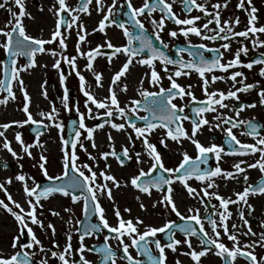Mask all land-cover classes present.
I'll list each match as a JSON object with an SVG mask.
<instances>
[{
	"label": "snow or ice",
	"instance_id": "obj_1",
	"mask_svg": "<svg viewBox=\"0 0 264 264\" xmlns=\"http://www.w3.org/2000/svg\"><path fill=\"white\" fill-rule=\"evenodd\" d=\"M177 0H143L142 4L137 7L134 6L132 0H123V7L118 5L117 0H112V3L107 6L103 4V0H95V10L102 12V18L98 21V27L93 28L92 31H99L105 33L106 28L115 25L122 30V34L126 39V43L120 46L113 45L110 41H106L105 45L109 49H113L111 54H105L100 51L101 45L90 49L87 52L81 51V42L86 41L88 33L85 30V25L80 21V14L90 15V5L93 0H78L77 7H71L67 4L66 0H55V3L48 9L57 18L55 22V30L51 33L49 39L34 38L26 34V30L22 24V17L29 15L26 13L23 0H12L18 11H13L12 7H7V11L11 17L4 28H0V36L4 37L3 42H0V49H3L6 56L10 58L11 68L5 65L3 69L4 78L0 79V91L7 92V96L0 99V104H6L9 99H15L13 92V81L15 80L19 86L20 91L24 96V105L22 111L25 113L26 119L22 121H11L9 123L0 124V147L7 150L11 156L19 161L22 157L12 147L10 141L5 136V131L12 125L22 127L25 124L36 125L32 131L36 134L35 141L32 144H27L21 137L20 132L15 133V141L20 145L21 152L32 156L31 148H42L43 144L39 137L41 135L40 129H48L55 127L58 131H63V124L58 121V109L55 105L52 106L51 111L48 113L41 112L39 115L41 120L34 119L29 111L30 97L25 90L24 82L20 78V72L26 71L36 64L35 56L37 53L49 52L53 57L60 55V51L66 49V35H62L61 26L71 28L73 25L77 28V42L76 51L79 55L87 58L85 68L93 71L97 86L102 87V74L95 72L93 68V61L97 56L107 55L109 64H111L113 57L121 54L125 57V61L118 71L111 77V83L108 89V95L103 99H97L92 91L85 87V77L76 70V57L61 56L53 63V67L59 69L61 59L67 63L80 81V91L86 97L84 106L87 109L88 119H100L105 117L103 123H97L93 127H88L85 124V113H81L79 107H76V112L79 116L78 121H72L75 125L78 123V128L74 129V138L71 140L61 139V165L62 171L60 175L50 176L46 164L48 162L47 156L43 153L39 155L38 166L45 177L51 182L48 185L41 187L36 184L32 177H26L24 174H16L14 179L21 182L23 193L25 196V203L28 209L18 202L13 200L11 194L8 193L6 185L13 182V177H8L3 183H0V191H3L9 203H5L0 199V208H3L9 213L16 221L18 226V235L13 236L11 241V248L14 250L11 255L5 256L0 253V264H48L47 254L50 253L52 258H55L60 264H74L68 259L72 254V232H73V216L71 215L72 209L65 208L64 211L69 213V218L65 223L69 226L66 234L67 243L63 251L53 250L59 249V245L55 244L53 240L52 248H45L41 240L37 238L30 225L38 226L42 231L45 230V225L41 219L38 218L37 209L43 208L42 200H47L50 196L60 194L63 197L69 198L72 204L81 203V211L85 219L90 216H95L98 223H85L81 219H75V232L78 234L80 242L79 250L81 253L84 251L96 252L100 256V264H117V251L114 250L107 241L115 239L118 241L119 250L123 252V256L119 257L127 261V264H166L165 250L169 249L173 253L177 252L178 246L185 245L187 251L182 252V255L188 256L194 264H202V257L208 254H214L219 257L223 264H236L237 259H243L247 264H264V255L258 256L256 249L264 250V230L256 232L253 230L251 223L245 215L251 216L254 211L253 205L249 203L250 196L264 195V179L258 180L255 184L248 183L249 177L247 169H258L261 174H264V135H261V126L254 122V120H242L240 114L245 108H255L256 103L240 104L239 106L229 105L225 103L226 100H238L237 93L249 92L257 87L256 84L245 83L246 77L242 71H231L240 67L252 69L254 65H261L259 68V75L264 77V52L258 54V57L252 59L250 62L244 63L241 60V54L247 55L249 49L240 42V47L235 51L233 57L228 61H223L224 52L231 50V42L238 38L250 39L253 48L264 47V40H261L258 33L264 34V25L257 26L258 17L256 15L257 8L253 6L252 0H238L236 8L243 10L247 14V26L244 30L236 31V25L240 23L239 16H230L227 19L222 18V11L227 9L230 0H220L212 2V0H179L181 9L185 13L184 18L173 11V4ZM9 0L0 2V9L8 5ZM119 8V15L126 17L127 20L117 19V13L114 9ZM42 10V9H41ZM193 10L201 13L202 15H190ZM159 12V18H155L153 13ZM64 13L70 17L71 23L63 18ZM143 18V19H141ZM152 27V32L149 34L148 29L145 27L144 21ZM203 20L202 24L198 21ZM79 21V23H78ZM166 21H171L177 26L176 29L170 30L168 35L172 38L183 36L188 45L187 48H177V56L180 53L187 52L191 57L189 60L183 58L173 59L164 49L168 48V43L165 42L161 33L165 30ZM190 36H196L201 41H223L218 47H209L205 43L193 44L189 39ZM158 41L162 47H157L153 42ZM58 40L57 49H46V44H51ZM175 47V46H173ZM221 49L224 51L222 52ZM205 52L212 55L205 56ZM25 57L27 63L17 67V58ZM159 62L162 70L167 75L169 86H162L163 77L156 69V64ZM133 63L144 66L148 69L144 76L139 80V87L137 94L140 99L132 98L124 107H121L118 99L117 91L112 86L119 88L121 92L128 91V85L125 83L122 87L119 81L122 77H126L130 65ZM0 64H5L0 61ZM169 65L172 68H169ZM216 71L229 73L227 76H217ZM196 73L201 81V90L205 96L204 100H198L192 91V85L182 86L177 82L180 77H189L192 73ZM208 74H211L210 76ZM240 77L241 79H237ZM147 79L148 83L158 88V91H149L144 88V80ZM66 76L61 72L60 83L64 84ZM222 80L225 82L231 81L232 87L224 92L222 90L209 91L211 84L216 81ZM46 83V82H45ZM240 84V87H235ZM43 88L44 85L42 84ZM47 98L46 90L42 93ZM188 98L187 105H178L174 101L179 99L181 101ZM61 103L65 110H70L69 106V93L67 88L64 89V95L60 98ZM258 103L264 106V88L258 91ZM90 105H94L97 110L103 109L102 113L97 112L93 115V110ZM198 105V106H193ZM190 107L191 115L185 114V107ZM228 108L229 111L234 113V116H228L219 113L218 109ZM143 111L144 115H139ZM216 113L209 121L205 113ZM114 115L121 118L124 122L115 123L111 117ZM49 123L45 124L44 120ZM190 120L191 133L185 130L183 121ZM136 121H142L143 125L138 126ZM214 122V123H213ZM105 124L110 125L112 129L117 132H126L128 128L132 129L135 134V139H139L143 145L146 155L150 158V167L147 171L144 168H139L137 174L131 175L126 184L117 180L108 169L111 165L108 163L109 157L114 158L121 167L126 166V161H131L133 155L130 154V149L127 146H121V150L117 152L112 145L113 137L108 135L109 147L111 151H104L99 153V158L93 156L88 152L84 143L81 141L83 130L87 133L84 139L91 142L92 148L97 145L94 140V132L101 129ZM205 125L209 126V130L213 127L220 129L227 139L225 144L227 150L223 145L212 143L204 146L200 143L196 136L201 128ZM227 126V127H225ZM164 129V134L160 139V144L165 145V141L170 139L177 144L182 140L187 139L194 145L197 155L190 156L186 151L182 152V159L179 164L174 167H166L160 152L157 150L155 144L150 142V135L157 128ZM243 128L241 135L250 136L255 143H243L233 132V129ZM130 143L134 142L131 134L127 136ZM77 147L84 151L88 159L99 163V160L104 161V168L99 172L95 171L88 163L79 164V156L77 154ZM259 153V158L254 162L246 160H238L232 165L231 171H226L219 166V161L222 155H239V156H255ZM209 154H213L217 164L214 168L207 167L209 163ZM135 162L137 165L143 163L141 152H135ZM205 165L206 167H201ZM243 165V166H242ZM7 167V165H4ZM22 167V165H21ZM87 172V174H86ZM242 175L245 187L242 191L235 192V199L231 197H224L218 191H209L210 189H217L218 185L215 183L216 177L227 179H238ZM32 180L33 186H28V181ZM195 180L200 182L203 187L197 191L192 187L189 181ZM102 181V182H98ZM179 183L186 189L187 194L191 198H199L200 203L205 205V215L201 217L200 209L188 208L189 215H184L179 210L173 198L174 188L173 185ZM121 186H131L139 193L145 194L149 197L152 191L155 190L160 193L159 199L154 201L152 207L157 205L164 208L169 213H174L182 223H177L168 220L162 226L144 225V230H140V225L143 221L137 217L135 220H125L121 216L119 208L115 205L112 190L120 188ZM202 197L215 199L218 201L217 205H213V211L209 214L208 205ZM106 197L109 201H113V210L116 217V225H110L105 215V209L100 203V197ZM140 199L139 196L136 197ZM11 205V206H10ZM229 205H236L237 222H232L229 226L228 221L232 219L233 213ZM141 209L145 208L143 203L140 204ZM18 209V211L14 210ZM52 215L58 216L59 212L53 209L49 210ZM125 212L130 209L125 208ZM206 220L209 230L205 229L203 221ZM194 222V223H193ZM199 226L198 228L196 226ZM82 226V227H81ZM261 229H264V220L259 222ZM47 229L51 230L53 237L55 236V227L51 222L48 223ZM179 231L184 237L183 240L175 238V231ZM26 234L28 237L27 243L22 241V237ZM107 230L114 236H104V243L99 247L86 248L84 240L86 237L94 236L98 232ZM166 234V242L162 244L161 239L157 238V234ZM196 237L199 241L200 250L193 247L191 238ZM243 237V241L241 240ZM224 238L230 242V246L223 242ZM125 239L129 242L126 243ZM35 247L36 251H32ZM155 248L156 252L152 251ZM130 249H135L137 256L134 257ZM38 253L45 255L41 259L34 260ZM143 257V259L139 258ZM80 264H91L83 254L79 257ZM176 264H181L179 260Z\"/></svg>",
	"mask_w": 264,
	"mask_h": 264
},
{
	"label": "flooded vegetation",
	"instance_id": "obj_2",
	"mask_svg": "<svg viewBox=\"0 0 264 264\" xmlns=\"http://www.w3.org/2000/svg\"><path fill=\"white\" fill-rule=\"evenodd\" d=\"M0 2H3V0H0ZM66 2L71 7L78 6V0H66ZM142 2L143 0H132L133 5L137 7H139L142 4ZM198 2H203V0H198ZM212 2H216V0H212ZM220 2L222 3L223 0H220ZM237 2L238 0H230V3L227 9L222 11V18L227 19L230 16H239L240 23L236 25L235 30L241 31V30H244L245 27L247 26V14L243 10L236 8ZM23 3L25 5L26 13L30 14V16L25 15L24 17L21 18L22 24L26 30V34L34 38H43L45 40L49 39L51 36V33L55 30V22L57 18L53 15L52 12H49L48 9L52 7V5L55 3V0H23ZM111 3H112V0H103L105 10L107 9V6L110 5ZM117 3L118 5L123 7V0H117ZM252 4L258 10L256 13L258 17L257 26L264 25V0H252ZM7 7H12L13 11H18L14 3H12V0H9L8 5H6L5 8L0 9V28H4L6 22L9 19H11L8 11L6 10ZM173 11L176 12L180 18H184L185 13L181 9L179 0H177V2L173 4ZM114 12L117 13L118 20L120 19H123L125 21L127 20L126 17H122L121 15L118 14L119 8L114 9ZM90 13H91L90 15L80 14V21L83 22V24L85 25V30L88 33V35H86L87 42L86 43L81 42L82 52H87L90 49L95 48L97 45H101L102 47L100 51L102 53L111 54L113 49H109L106 46H104L106 41H110L115 46H120L126 43V39L122 34V30L117 28L115 25H112L106 28L105 30L106 35L105 33H101L99 31H96V32L92 31L93 28L98 27V21L102 18V15H103L102 12H97L95 10V0H93L92 5H90ZM62 15L64 19L68 20L69 23H71L70 17H68L67 13H64ZM190 15H202V14L197 12L196 10H193V12ZM153 16L155 18H159L160 13L155 12L153 13ZM203 22L204 21L201 20V21H198L197 23L202 24ZM144 23H145V27L148 29L149 34H151L152 32L151 25L147 22V20H145ZM176 28L177 26L173 24L171 21H166L165 30L161 33L162 39L168 43V48L164 49V51L166 52V54H168L173 59L183 58L184 60H189L191 59V57L188 55L187 52L180 53L179 56H177V52H176L177 48H181V47L187 48L188 47L185 41V38L179 35L176 38H172L168 35V32L170 30H174ZM71 29L72 27L67 28V30H65V26L62 25L61 26L62 35L67 36V33L71 32ZM76 31H77V28H76ZM257 35L259 36L261 40H264V34L258 33ZM74 38H76V42H77V39H78L77 33ZM74 38H71V39L75 41ZM189 39L191 40L193 44H199L203 42L209 47H218L221 43H224L223 41H216V42L201 41L196 36H190ZM3 40H4V37L0 36V42H3ZM58 40L59 38L57 39V41H54L51 44H46L44 47L46 49H57ZM241 41L243 42L244 46H246L249 49L247 55H244L243 53L241 54V60L244 63L250 62L252 59L257 58L259 53L264 52V47H258L254 49L250 39H244L243 37H238L231 42V50L224 52V56H223L224 62L228 61L229 59L233 57V54L235 53V51L240 47ZM153 42L156 44L157 47H162L158 41H155L154 37H153ZM66 45H67V39H66ZM66 50H67V47L66 49L61 50L60 55L57 57H53L49 52L37 53L35 56L36 64L34 67H30V68H54L52 66L53 63L55 62L57 58H60L61 56H63L64 53H66ZM221 51L223 52L224 50L221 49ZM204 54L205 56L212 55L208 52H205ZM78 56L79 57L76 60V65L80 66L79 64L80 60L84 56H81L79 54ZM0 61L5 62V64H0V79H2L4 78L3 69L5 65L11 68L10 58L6 56L3 49H0ZM124 61H125V57L121 54H117L115 57H113L111 64H109L108 62L107 55H100L95 58V60L93 61V68L95 72H99L102 74V80H101L102 87L97 86L93 71H89L85 68L87 72H84V71H82L83 73L80 72L81 75L85 77V85L89 84L88 87L90 91L94 93L97 99H103L104 97L108 95V89L111 83V77L114 75L116 71L119 70V68L122 66ZM26 63H27V59L25 57L17 58V67L22 66ZM61 64H62V67L64 66H65L64 68L67 67L66 63H64L62 59H61ZM156 66H157L156 68L157 71L163 77L161 81L162 86L168 87L169 81L167 79L166 73H164V71L162 70L159 62H157ZM260 67L261 65L257 64V65H254L252 69H248L246 67H240V68L229 70V73L231 71H242L244 73V76L246 77L244 82L256 84L257 87L249 92L237 93L239 97L238 100L229 99V100H226L225 103L229 105V108H231L233 105L239 106L242 103L243 104L256 103L255 108H245L240 114V119L254 120V122L258 123L261 126V129H262L261 135H264V106H261L258 103V91L259 89L264 88V77H261L259 75ZM60 68H61V65H60ZM169 68H172V66L169 65ZM147 71L148 69L146 67L133 63V65H130L129 71L126 73V77H122L121 80L118 82L121 87L126 83L128 85V91L121 92L119 91V88H117L116 86H112L114 90L117 91V95H118V99L120 101L121 107H124L126 104H128V102L132 98L140 99V97L137 94V89L139 87V80L141 79V77L144 76V73H146ZM229 73L216 71L214 74L217 76H227L229 75ZM63 74L65 75V71L63 72ZM208 75L210 76L211 74H208ZM237 79L239 80L241 78L238 77ZM177 82L181 84L182 86L189 85V84L192 85L193 86L192 91L194 95L197 97V99L198 100L205 99V96L200 86L201 81L196 73L193 72L189 77L182 76L177 79ZM14 83H15V80L13 81V92L15 93ZM93 86L95 87L93 88ZM143 87L147 88L149 91H158V88L150 85L146 78L144 80ZM235 87L237 88L240 87V84H236ZM230 88L232 90H235V88L232 87L231 81L225 82L222 80H218L214 84H211L208 90L210 92L214 90H222L224 92H227ZM68 93H69V101H72L74 98H77L76 92H74V90L69 89ZM5 96H7V92L0 91V99H2ZM10 100L12 99H9L6 104H0V124L4 123V121L5 122L8 121L9 123L11 115H14L13 113L15 112V110L11 109L10 111L9 107H7L6 108L7 114L6 116H4L5 113L3 109L5 105L9 103ZM187 100L188 98L186 97L185 100L183 101L176 99L174 102L177 103L178 105L180 104L187 105ZM193 106H198V105H193ZM95 111L98 112L99 110L95 109ZM184 111H185V114L191 115L189 106H186ZM218 112L226 114L228 116H234V113L232 111H229L228 108L218 109ZM139 115H144V112L140 111ZM214 115H216V113H211V112L205 113V116L209 121H212V117ZM104 119L106 118L101 117L100 119H96V124L103 123ZM111 119L115 123L124 122L121 118H119L116 115L111 117ZM136 123L138 126L143 125L142 121H136ZM183 125H184L185 130L188 131L190 134L191 133L190 120L183 121ZM104 127H108L105 133H107V131L109 134L110 132L111 133L113 132V134H111V136L113 137V140L111 143L117 152L121 150V146H127L130 149V154L133 155V159L131 161H126V166L124 167H121L114 158L109 157L110 161L108 163L111 165V167L110 169H108V171H110L111 174L114 175L117 178V180H119L122 183V185L127 183L131 175L137 174L139 168L142 167L144 168L145 171H147V169L150 167V158L146 155L143 145L141 144L140 140L135 139V134L132 132V129L128 128L127 133H126L123 131L117 132L115 129H112L110 125L108 124H105ZM103 128L97 129V131H102L106 129V128L104 129ZM10 129L11 127L8 129V131ZM0 130L3 131V129H0ZM243 130L244 129L241 127V128L233 129V132L237 135V138L241 142L249 143V144L255 143V141L250 136L241 135V132ZM164 131H165L164 129L158 127L155 131L152 132L149 139L151 143L156 145L157 150L160 152L163 162L166 167H170V168L176 167L179 164L180 160L182 159V155H181L182 152L186 151L192 157H195L197 155L194 145H192L191 142L187 139L182 140V142L179 144L168 139L165 141V144L167 145L166 147L165 145H161L160 139L163 136ZM129 134H131L134 138L133 143H130L127 139V136ZM0 139L2 140L3 138L0 137ZM196 139H198L200 143L204 146H208L212 143H215L217 145H223L225 149L227 150V145L225 144V140L227 139V137L220 129H216L213 127L211 130H209V126L205 125L198 132ZM97 140L98 142L100 140L99 134L97 135ZM99 145H101L100 142L97 146ZM108 148H109L108 151L112 150L110 147ZM135 152H141L143 163H141L140 165H137L135 162V156H134ZM258 158H259V153H257L255 156L222 155V159L219 161V166L226 171H231L233 170L232 165L238 160L243 159L248 162H254ZM5 164L7 165V167L4 166ZM216 164H217V161L215 160L214 155L209 154V163L207 167L214 168ZM201 167H206V166L201 165ZM10 168L11 166L7 162V160H0V170L10 169ZM103 168L104 166L101 169ZM246 171L249 177L248 183L255 184L258 180L264 179V174H261L258 169H247ZM98 182H102V181H98ZM189 183L191 184L192 187L196 188L197 191H199L200 188L203 187V185H201L200 182L195 181V180H191L189 181ZM215 183L218 185V188L210 189L209 191H218L221 196L231 197L232 199H235V195H234L235 192L242 191L243 188L246 186L245 182L243 181L242 175H240L238 179H227V180L221 177H216ZM173 188H174V192H173L174 201L177 204L182 214L189 215L187 211L188 208H193V209L199 208L201 217L205 215V205L200 203L199 198L189 197L186 189H184L183 186L180 185L179 183H175L173 185ZM112 194L114 197L115 205L119 208L121 212V216L125 220L127 219L135 220V218L139 217L144 222L143 225L139 226L141 231L144 230V225H151V226L159 227V226H162V224L168 220H172L177 223H182V221H180L179 218L176 217L174 213H169L161 206L157 205V207L155 208L152 207L153 202L158 200L160 196V193H157L155 190L152 191V195L151 197H149L145 194L139 193L137 190L133 189L131 186H121L120 188H114L112 190ZM137 196L140 197L139 200L136 199ZM55 197H58L62 200L63 199L70 200L69 198L63 197L60 194H55L53 196H50L47 200H45L48 203L46 207H48L49 203L52 200H54ZM201 198H203L205 200V204L208 205V212L210 214L213 211L212 206L217 205L218 201H216L214 198L209 201L208 198L202 197V194H201ZM100 203L102 207L105 209V215L109 221V224L116 225L117 220L114 215L113 201H109L106 197L102 196L100 197ZM141 203L145 205L144 209H141L140 207ZM249 203L253 205L254 211L252 212L251 216H248L247 209H245L246 218L249 219L253 230L256 232H260L264 230V229H261L259 226V222L261 220H264V195L250 196ZM70 205H72L73 207L72 210L75 213H77L78 219L83 220L85 223H88V222L98 223V220L94 215L88 217L87 219L84 218L82 211H81V207H82L81 203H77V204L70 203ZM125 208L130 209V211L125 212L124 211ZM229 208L233 213L232 219L228 221L229 226H230L232 222L239 223V221L236 215L237 206L229 205ZM203 223H204L205 229L209 230L207 221L204 220ZM196 227L198 228L199 226H196ZM16 228L18 231L17 225H16ZM174 231H175L176 239H180V240L184 239V237L179 231H176L175 229ZM106 235L111 237V236H114L115 234H110L107 232V230H104L102 232L96 233V235L94 236H90V237H94L96 241V243L93 244L91 248L94 246L95 247L101 246L104 243V236ZM157 238L161 239L162 244L166 242V234L158 233ZM21 239L24 243H27L28 237L26 234V230H25L24 237H22ZM243 239L244 238L241 237L242 241ZM191 241H192L193 247L196 248L197 250H200V247L202 246L199 245L198 239L196 237H192ZM125 242L128 243L129 241L125 239ZM223 242L230 246V242L227 241L226 238H224ZM107 243L114 250L117 251V264H127L126 260L119 258L123 256V252L119 250L118 241L110 238L107 241ZM152 251L154 253L156 252L154 247L152 248ZM184 251H187V248L183 244L178 246V250L175 253H173L169 249H166L165 250L166 257H167L166 264H176L177 260H179L181 264H194V262L191 261V259L188 256L181 254ZM130 252L134 257L137 256L135 249H130ZM92 253L96 257L95 264H100V259H101L100 256L96 252H92ZM256 254L258 256L264 255V250L257 248ZM139 258L143 259V257H139ZM201 260H202V264H223V261L219 257L211 253L206 255L205 257H202ZM236 264H247V262L243 259H237Z\"/></svg>",
	"mask_w": 264,
	"mask_h": 264
},
{
	"label": "rangeland",
	"instance_id": "obj_3",
	"mask_svg": "<svg viewBox=\"0 0 264 264\" xmlns=\"http://www.w3.org/2000/svg\"><path fill=\"white\" fill-rule=\"evenodd\" d=\"M76 26L73 25L71 32L67 33V50L66 53H64L63 56L66 57H73L75 56L78 59V54L76 52ZM99 34V33H98ZM71 38H74L75 41H73ZM76 59V60H77ZM63 61V59H62ZM87 63V58L83 57L80 60V66L76 65V70L79 72H87L85 70V65ZM63 64V62H62ZM57 69V68H46L44 72H40L41 69L38 68H28L26 71L20 72V78L24 80L25 78L31 76L35 71L39 73L40 80H39V87L41 89V93H43L45 90L47 92V98H42L43 104H42V110L41 112L48 113L51 111V108L53 105L58 109V121L64 124L63 131L60 132L58 131L55 127H49L46 132L42 135H40L39 139L43 144L42 148H37L33 147L31 149L36 150V153H32V156L29 157L26 154L20 152H17V149L20 147V145L15 141L13 144H11V147L19 154L21 155V159L19 161L15 160L10 153L7 152V150L3 149L0 147V151L5 150V157L7 162L10 164L11 168L10 169H4L0 171H5L8 173V177H13V182L11 184H8L7 191L11 195H16L15 191L13 189L14 184L16 183V180L14 179L16 174H24L26 177H32V180L35 181L36 184H40L41 181H45L44 179H47L41 172L38 162H39V155L43 153L45 156L48 158V162L46 164L47 171L50 176H57L60 175L62 171V165H61V139L60 137L63 136L64 139H67L68 136V122L72 118H78L79 116L76 112V107H79V110L81 113H85V124L88 127H93L96 125V119H88L87 118V109L84 106V102L86 97L83 95V93L80 91V81L77 75L75 74V71L71 69V67L66 63V68L62 67ZM106 68V67H105ZM157 68V66H156ZM65 71V76L66 79L64 81V84L61 85L60 83V74L61 72L63 73ZM83 73V72H82ZM91 74V73H89ZM43 77V79L41 78ZM46 82V83H45ZM89 83V82H88ZM44 85L42 88L41 85ZM14 88H15V99L10 100L7 105H5L3 111L5 113L4 116H6L7 111L6 108L9 107V110L11 109L15 110L13 113L15 119L19 116L20 111L22 112L23 105H24V100H22L21 97L23 96V93L20 91V86L19 84L15 81L14 83ZM89 84L85 85L86 89L90 91L89 89ZM95 86H93L94 88ZM67 88V90L72 89L74 92H76L77 98H74L72 101H69V106L70 110H65L62 103H61V97L64 95V89ZM93 110V115H95L97 112L95 111V106L90 105ZM12 110V111H13ZM100 113H102L104 110L99 109ZM98 111V112H99ZM40 112V113H41ZM13 117V119H14ZM26 116L24 114V118L22 120H25ZM42 117L40 116V119L36 120H41ZM18 121V120H17ZM44 123L47 124L49 123L46 119L44 120ZM32 124H25L22 127H17L16 125H13L11 129L9 130V134L13 133L15 137V133L18 131L21 133V137L24 140L25 143L27 144H32L35 141L36 137H32L29 133V129ZM105 126V125H104ZM1 131V130H0ZM82 136H81V141L84 143L85 147L87 148L88 152L91 153L93 156H97L99 158V153L108 151L109 148L106 147V145L102 146L99 145L95 149L92 148L91 142L88 140L84 139V137L87 135L86 132L81 130ZM105 134V135H104ZM99 133V138L100 141H108V131L107 133ZM50 142H54L56 149L52 152L49 151L47 148L48 144ZM77 154L79 156L78 163L83 164V163H88L90 166L93 167L95 171H99L103 166H104V161L99 160V163H95L91 160L88 159L87 154L82 151L79 147H77ZM2 160V159H0ZM110 159H108V162ZM22 165V167H21ZM32 180L28 181V186L32 187L33 183ZM18 182V181H17ZM21 195L25 198L24 193H23V187L21 190ZM0 199H3L5 203H9L7 200V197L5 196L3 191H0ZM26 199V198H25ZM71 201L70 200H65V199H60L58 197H55L54 200H52L48 207H45L44 209H37L38 213V218L41 219L45 225V230H41L38 226L36 225H30L33 228L34 233L36 234L37 238L41 240V243L43 246L47 248H52L53 247V240L55 241L56 245H59V249L53 248V250H59L63 251V248L65 244L67 243V237L66 234L69 230V226L65 223V221L68 220L69 218V213L65 212V208H73L72 205H70ZM11 206V205H10ZM50 209L55 210L56 212H59L58 216L52 215L50 213ZM18 211V209H14ZM71 215L73 216V232H72V240H71V245H72V254L76 250L78 251V257H80L81 254L91 262V264H95L96 262V257L95 255L90 252V251H84L83 253L80 252L79 250V239H78V234L75 232V219H77V213H75L72 210ZM0 220H2L3 224L0 226V253L4 254L5 256L11 255V253L14 251L11 248V241L13 236L18 235V231L16 228V221L15 219L7 213L3 208H0ZM53 221V222H52ZM51 222L53 223V226L55 227V236L53 237L51 230L47 229L48 223ZM2 228H7V231L2 230ZM95 238L94 237H88L84 240V244L86 248H91L93 244H95ZM32 251H36L35 247L32 249ZM72 254L68 256V259L73 262V257ZM45 254L44 253H38L35 257L34 260H39L41 257H43ZM48 258V264H60L58 260L55 258L51 257V254H47ZM57 262V263H56ZM122 263V262H121ZM80 264V263H79Z\"/></svg>",
	"mask_w": 264,
	"mask_h": 264
},
{
	"label": "bare ground",
	"instance_id": "obj_4",
	"mask_svg": "<svg viewBox=\"0 0 264 264\" xmlns=\"http://www.w3.org/2000/svg\"><path fill=\"white\" fill-rule=\"evenodd\" d=\"M38 69H41L40 72H44L45 70H47L46 68H38ZM41 78L43 79L42 76H41ZM39 80H40V76H39V73L37 71H35L33 74H31V76H29V77H27V78H25L23 80L25 90L27 91V93H28V95L30 97V100H29V111L33 115L34 119H40L39 113L42 110V104H43L42 98H44V96L41 95L42 91H41V89L39 87ZM21 98H22V100H24V97H21ZM24 114L25 113L23 111L22 112L20 111L19 116L16 119H15V117L13 115H11L10 122L11 121H17V120L18 121H22V119L24 118ZM13 117H14V119H13ZM4 123H8V121L7 122L4 121ZM4 123H2V124H4ZM104 128H106V129H104ZM104 128H103L104 130H102V131H97L96 130L94 132V140H95L96 145H98L99 142H100L101 145H106V147L108 148L109 147V141L105 142V140L104 141H100L99 140V142H98V140H97V135L99 133L104 134L108 127H104ZM110 134H113V132L112 133L110 132ZM5 136L10 141V143L13 144V142H14V134L13 133L9 134V131L7 129L5 131ZM47 148L49 149V151L53 152L56 149V146H55L54 142H50L48 144ZM4 151L5 150L0 152V159H2V160H6ZM20 151H21V149L19 147L17 149V152H20ZM30 151L32 153H36V150H34V149H30ZM5 175L8 176V173L5 172V171H0V183H3L7 179V177ZM13 189H14L15 194H16V195H11L13 200L18 201L25 208V210H27L28 209V205L25 203V198L21 195V190H22L21 182H17L16 181V183L13 186ZM41 203L43 204V208L42 209H44L46 207V205L48 204L45 200H42ZM2 224H3V222H2V220H0V226H2ZM52 225H53V223H52ZM2 230L7 231L8 229L7 228H2Z\"/></svg>",
	"mask_w": 264,
	"mask_h": 264
},
{
	"label": "water",
	"instance_id": "obj_5",
	"mask_svg": "<svg viewBox=\"0 0 264 264\" xmlns=\"http://www.w3.org/2000/svg\"><path fill=\"white\" fill-rule=\"evenodd\" d=\"M9 69H10V68H9ZM72 121H74V120H71V121L69 122V134H68V140H71L72 138H74V129H77V128H78V123L74 125V124L72 123ZM75 121H78V120H75ZM34 127H36V126H34ZM34 127H33V128H34ZM40 131H41V134H43L46 130L43 129V128H41ZM31 132H32V134H33L34 136H36V134L32 131V129H31ZM50 183H51L50 181H48V182H42V183H40L39 185H40L41 187H43V186L48 185V184H50ZM73 257H74V261H75V262H78L77 252H76V251L74 252Z\"/></svg>",
	"mask_w": 264,
	"mask_h": 264
}]
</instances>
